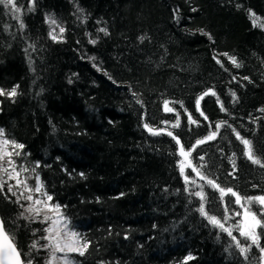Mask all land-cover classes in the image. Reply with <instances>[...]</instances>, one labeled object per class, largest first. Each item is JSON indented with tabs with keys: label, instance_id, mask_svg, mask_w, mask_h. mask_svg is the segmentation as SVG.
Returning a JSON list of instances; mask_svg holds the SVG:
<instances>
[{
	"label": "trees",
	"instance_id": "16d2710c",
	"mask_svg": "<svg viewBox=\"0 0 264 264\" xmlns=\"http://www.w3.org/2000/svg\"><path fill=\"white\" fill-rule=\"evenodd\" d=\"M17 3L24 28L0 5V89L17 92L0 95V128L24 145L18 164L40 163L36 171L52 203L91 241L85 256L73 254L78 264H185L188 256L193 259L186 264H260L259 248L253 246L244 260L231 238L196 211L199 200L189 192L205 182L186 169L196 185L185 191L176 141L143 125L166 128L188 150L227 121L232 127L220 128L190 159L206 165L201 170L222 187L241 196L264 195V168L243 157L232 132L250 139L264 157V0ZM49 17L65 29L57 41L49 36ZM209 89L216 96L200 102L205 120L195 102ZM165 100L175 111H164ZM189 113L197 124L189 123ZM177 118L180 126L173 128ZM23 175H32L34 184V174ZM204 190L210 214L222 217L219 194L207 185ZM15 199L5 186L0 214L24 260L45 264L47 251L30 245L47 225L21 217L24 209ZM252 210L260 215L258 205Z\"/></svg>",
	"mask_w": 264,
	"mask_h": 264
},
{
	"label": "snow or ice",
	"instance_id": "6c2138e0",
	"mask_svg": "<svg viewBox=\"0 0 264 264\" xmlns=\"http://www.w3.org/2000/svg\"><path fill=\"white\" fill-rule=\"evenodd\" d=\"M0 5L8 9L15 19L20 20V28H24L25 25L19 15L22 12V6H18L17 0H0ZM32 10V8L28 9L29 12ZM80 11L83 10L80 9ZM252 15L253 17L255 16V14ZM48 23L51 28L49 36L53 41H57L58 38L62 37L65 29L57 23L54 17H49ZM253 24L254 26L256 24L255 18L253 19ZM57 28L59 29V33L56 32ZM100 31L105 32L107 35L106 29L101 28ZM205 35L208 34L205 33ZM209 39H211L210 35ZM140 40L143 41L144 37H140ZM92 43H95V41H92ZM228 59L236 68L240 67V64L235 57H228ZM217 63H220V61L217 60ZM244 79L248 78L244 77ZM16 94L15 87L9 92L0 89V95L14 97ZM133 95L135 96V93H133ZM208 95L216 96V93L209 89L198 97L195 102L197 111H200L201 100ZM232 96L234 99L236 98L235 93H232ZM217 102L220 103L218 97ZM137 103H141V101L138 100ZM181 106H183L182 102ZM163 108L165 112L175 111L172 107H169V101L167 100L164 101ZM221 111H227L223 103H221ZM260 111L264 112V109H260ZM200 115L204 116V119L207 120V116H205L202 111H200ZM188 121L191 124L198 123L197 120L193 119L190 113L188 114ZM163 123L167 124L168 121H163ZM143 126L152 135L166 134L172 137V139L176 141V144L179 145V155L183 159L178 162V165L180 174L184 178L186 185L185 191H189L187 185H196V181L191 179L190 175L186 174V169H191V172L195 173L200 180L205 182L204 184L197 186L199 188L198 191L189 192L191 196H195L199 200V207L196 211L204 217L209 224L220 229L221 232L226 233L227 236L231 238L234 247L239 250V254L243 256L244 260L248 259L247 254L253 246L259 248L261 253L260 264H264V247L260 245V237L264 234V231H257V229L264 230V195H257L254 197L241 196L240 193L234 191L231 187H222L215 179L211 178L201 170L203 167H206V165H194L190 159L192 152L195 151L198 146L209 141H214L217 138L220 128L225 126L231 128L232 126L229 125L227 121L218 122L215 125L216 130L210 131L204 138L197 139L195 144L188 150L184 148L179 138L166 128L157 129L150 127L148 123H145ZM179 126L180 120L177 118L176 122L172 124V127L176 128ZM232 132L235 135L236 140L243 146V157L253 165H258L259 167L264 168V157L257 155L252 141L241 136L240 132L235 128L232 129ZM23 149V144L18 143L14 139L8 138L5 129L0 128V192H3L5 186H7V191L11 193L12 196L16 197L12 202L19 204L20 207L24 209L20 214L21 217L30 221L39 220L41 224L47 225L42 230H39L43 233L39 240H43L45 243L41 244L39 240H33L30 245V248L37 252L40 250L47 251L48 256L45 260V264H78V261L72 254H76L80 257L85 256L91 245V241L84 238L82 234L75 229V226L72 225L71 220L65 214L60 204L52 203L53 197L45 189L44 183L40 179L39 173L36 171V169L40 167L39 162L31 168L24 164L17 163L16 158L23 155ZM236 155L237 154L233 152L232 157H229L232 161L234 170L236 167L234 159ZM199 160L204 161V156H199ZM24 173L34 174V184H29V180L32 179L33 176L23 175ZM231 174L232 173H230V175ZM5 176L7 179H5ZM81 176H83V173H81ZM9 180H14L15 184H9ZM205 185L219 194V201L224 205V214L222 217L210 214V210L207 207L209 198L204 190ZM253 187L256 186L253 185ZM17 191H19V195H17ZM226 197H234V200L226 201ZM21 200L26 201L27 203L22 204ZM232 204L239 206V209L230 208V205ZM252 205H258L259 216L257 215V212L252 210ZM25 213H27V215H25ZM233 217H240V219L236 221L235 224L226 226L228 221ZM234 231L238 232L240 237H243L246 241H250V243L242 244L237 236L233 235ZM33 235H35V233H33ZM232 246L233 245L230 244V247ZM24 255L31 256V253H25ZM191 259H193V257L188 256L186 261ZM0 264H33L32 258H29L26 261L22 258L21 250L17 246L15 232L6 227V220L3 217H0Z\"/></svg>",
	"mask_w": 264,
	"mask_h": 264
},
{
	"label": "bare ground",
	"instance_id": "6f19581e",
	"mask_svg": "<svg viewBox=\"0 0 264 264\" xmlns=\"http://www.w3.org/2000/svg\"><path fill=\"white\" fill-rule=\"evenodd\" d=\"M39 164H40V163H39ZM5 178L7 179V177H6V176H5ZM0 217H2V216H1V214H0ZM22 257H23V256H22ZM23 259H24V258H23Z\"/></svg>",
	"mask_w": 264,
	"mask_h": 264
},
{
	"label": "rangeland",
	"instance_id": "374dc122",
	"mask_svg": "<svg viewBox=\"0 0 264 264\" xmlns=\"http://www.w3.org/2000/svg\"><path fill=\"white\" fill-rule=\"evenodd\" d=\"M56 30H57V29H56ZM233 218H234V217H233ZM233 218H232V219H233ZM229 222H230V221H229ZM257 231H258V229H257Z\"/></svg>",
	"mask_w": 264,
	"mask_h": 264
},
{
	"label": "water",
	"instance_id": "95a60500",
	"mask_svg": "<svg viewBox=\"0 0 264 264\" xmlns=\"http://www.w3.org/2000/svg\"><path fill=\"white\" fill-rule=\"evenodd\" d=\"M23 258V257H22Z\"/></svg>",
	"mask_w": 264,
	"mask_h": 264
}]
</instances>
